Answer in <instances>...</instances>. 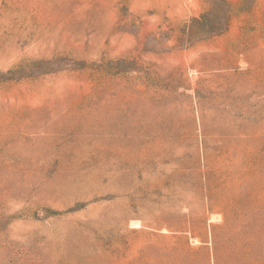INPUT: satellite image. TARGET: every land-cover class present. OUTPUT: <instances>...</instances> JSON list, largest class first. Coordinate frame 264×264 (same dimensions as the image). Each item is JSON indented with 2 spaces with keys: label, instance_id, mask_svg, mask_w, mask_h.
Returning <instances> with one entry per match:
<instances>
[{
  "label": "rangeland",
  "instance_id": "1",
  "mask_svg": "<svg viewBox=\"0 0 264 264\" xmlns=\"http://www.w3.org/2000/svg\"><path fill=\"white\" fill-rule=\"evenodd\" d=\"M0 264H264V0H0Z\"/></svg>",
  "mask_w": 264,
  "mask_h": 264
},
{
  "label": "bare ground",
  "instance_id": "2",
  "mask_svg": "<svg viewBox=\"0 0 264 264\" xmlns=\"http://www.w3.org/2000/svg\"><path fill=\"white\" fill-rule=\"evenodd\" d=\"M52 38V37H51ZM51 41V40H50ZM54 44V43H53ZM61 48V47H60Z\"/></svg>",
  "mask_w": 264,
  "mask_h": 264
}]
</instances>
